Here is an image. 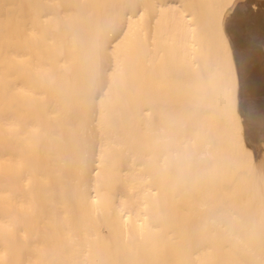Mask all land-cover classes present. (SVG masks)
I'll return each instance as SVG.
<instances>
[{"label":"bare ground","instance_id":"1","mask_svg":"<svg viewBox=\"0 0 264 264\" xmlns=\"http://www.w3.org/2000/svg\"><path fill=\"white\" fill-rule=\"evenodd\" d=\"M204 2L0 0V264H264V0Z\"/></svg>","mask_w":264,"mask_h":264},{"label":"rangeland","instance_id":"2","mask_svg":"<svg viewBox=\"0 0 264 264\" xmlns=\"http://www.w3.org/2000/svg\"><path fill=\"white\" fill-rule=\"evenodd\" d=\"M204 1H205L204 2V4H205V3H207V1L211 2L212 0H204ZM224 3H225V1H224ZM204 4H202V5L198 4V6L194 7L193 12L196 14V16H197V14H198V17L202 16L201 13H203L202 11L205 12V9L208 11L207 5H204ZM207 13L205 12L206 17L209 18V16H208L209 14H207ZM210 16L212 17V13L210 14ZM215 26H216V23H215ZM212 31H214V30H212ZM149 35H150V40H151V34L149 33ZM204 36H205V38H207L208 41H210V38L207 37L206 34ZM218 36H219V34L216 32L214 39L217 38ZM220 37H221L220 40L222 41V43L220 45H217V46L215 44L214 48L216 49V51H214L212 54L215 61H213V60L210 61V63L208 64V67H210L213 63L216 62L215 65L219 71L215 72V73L217 74L216 76L221 79L220 88H222L221 92H222V95L224 96L223 98H224V101L226 104H224L219 109L204 108L203 103H205L208 99L212 98L213 95H215L216 93H211L210 91H208L205 94H199L196 91H194L195 95L191 96L190 95L191 91L188 89L185 92L184 88H183L182 95L180 94V98L182 97L181 104H184V105H181V107L178 109V113L181 116L186 114V113L196 112V110H191V109L188 110L186 107H184L186 104H189V103L190 104L193 103V104H196L199 106H203V108H201L200 110H197V112L207 113L211 116L215 115L214 113H219V111H225V112H231V113L232 112L233 113L238 112L237 110L236 111L233 110L231 108V105H233L235 103V101L241 97L240 93H239V90H241V86L236 85L234 83V82L238 81V78L235 76V70L233 68V62H231V58H230L231 53L229 50V45L225 41V38L223 35H220ZM202 38H203V36H202ZM260 45H261L260 50L262 51V55L264 57V41L260 42ZM170 46H172V42L171 41H169V42L165 41V45H164L163 49H165L164 56L166 55V57L168 56L167 53H169L168 51H169ZM210 47L213 48L212 45ZM160 51H161V47L159 46V47H156V49L154 51V55L152 52H151V54H149V58H152V56L153 57L155 56V58H157V61H156L157 64H159L158 58H159L160 53H161ZM182 64L184 65V63H182ZM155 67L158 68L159 65H156ZM208 67L206 68V70H207V72L209 71L211 73L213 71V69H211V68L209 69ZM173 79H174L173 76L168 77L163 82H160L156 77H153L150 79L149 84H150L151 90H150L148 96L146 97L147 98L146 103L148 104V107H149V109L147 110L148 113L158 114V115H160V118H162V116L165 115V113H169L171 111L176 112L175 109L164 108L166 94L165 95L162 94L161 97L153 94V91L157 88V85L159 83L166 85V84L171 83L173 81ZM179 79H181L185 83V82H188L191 79V77H190L189 73H186V75H184L182 73L181 76H179ZM216 96H217V94H216ZM184 97L186 98V100L184 99ZM187 128H190V127H187Z\"/></svg>","mask_w":264,"mask_h":264}]
</instances>
